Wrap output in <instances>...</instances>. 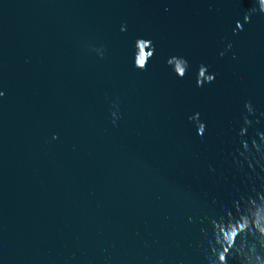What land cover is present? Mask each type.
Listing matches in <instances>:
<instances>
[{
	"label": "water",
	"instance_id": "water-1",
	"mask_svg": "<svg viewBox=\"0 0 264 264\" xmlns=\"http://www.w3.org/2000/svg\"><path fill=\"white\" fill-rule=\"evenodd\" d=\"M0 264H264V0H0Z\"/></svg>",
	"mask_w": 264,
	"mask_h": 264
}]
</instances>
